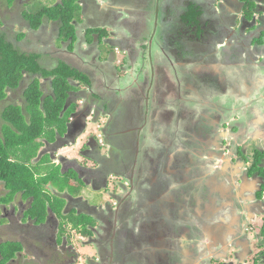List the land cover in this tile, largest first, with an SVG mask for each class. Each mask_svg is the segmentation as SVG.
Returning a JSON list of instances; mask_svg holds the SVG:
<instances>
[{
  "label": "flooded vegetation",
  "instance_id": "obj_1",
  "mask_svg": "<svg viewBox=\"0 0 264 264\" xmlns=\"http://www.w3.org/2000/svg\"><path fill=\"white\" fill-rule=\"evenodd\" d=\"M54 1L57 2V0ZM77 1L81 6V9H84L85 18H89V22L86 24L83 30L84 33H87L88 41L92 42V40L96 39L100 42V44L102 42H107L106 46L108 47H112L114 45L119 47L120 50L123 51V57L119 61L120 65L118 66L121 69L124 67L122 71L130 70V67H132V65L134 64L135 59L139 57L140 51H148V49H146L144 45H141L140 51L135 50L134 46L138 44V41H141V38L137 40L135 38L131 39L127 37L128 34L132 36L131 32L133 30L142 27L138 26L137 24H131L132 26L128 28L125 25H122L123 28L120 26L121 29H119L120 27L118 28V25L121 24H119V18H117L115 14L122 13V11L120 10L123 9L120 7L121 4L119 0H101V2H107L110 9H108L107 7L104 8L103 4L100 3L99 0H81V2L80 0ZM129 1H131L132 4H130ZM181 1L182 0H173L169 6V8L173 12L170 11L169 15L163 17V20L166 19L169 28L166 26L160 27L158 22L156 23L155 28L157 34L155 33L154 38L157 39L158 51L156 52L153 59L156 72L151 76H155L156 82L158 83H160L161 79L162 84L163 82H169L168 69L171 64H167L169 62H166L167 59L164 57V54L167 51L173 53V61L175 63L174 66L172 65L175 70L174 81L179 83V90L184 91L188 98L190 97L191 100H195L197 102L195 104V109L197 110L195 114L197 115L198 121L205 122L208 126L214 128L217 122V118L214 116L215 114L220 115L222 109L221 107L215 105L212 101L210 102L211 99L209 96L207 97L205 95V90L215 89V87L218 85L219 88L222 89V86L225 85V83L222 84L223 81L219 79L218 75H220L222 79H227L229 77L231 79H236L238 77V80L242 78L243 74L245 76L247 75V80L251 83L245 88L243 86V83L241 82L242 80H240L238 81V85L239 87H242L244 89L245 93L249 92V95H245L240 101H238L241 104L239 109H234L233 114L231 113L232 115L240 114L244 120V124L243 127H240L241 132L238 135H235L234 138H231L234 142L233 146H235V144L236 146L234 148L230 147V153H226L223 157L224 162L223 160H220L217 165L226 167V169H228V172H231L233 176V179L231 177V180H233V184L234 186H236V199L241 202L240 210L242 211L241 214L243 216L244 235L238 237L235 241H233V244L228 247L238 245L240 251L235 256L238 261L237 264H249V262H251V264H264V250L262 249V243L259 242L258 236L262 228H264V195L262 198H260L258 195V193L262 192L263 190L261 185H264V178L259 173L250 175L248 173L249 166H244V159L239 158L238 152L237 150H235V148H239V146H242V149L244 150L250 147L260 149V152H264L263 137L260 136L261 134H254L253 131L257 128V125L254 126L250 124V122H254L258 124L259 127L263 126V128L261 127V130L264 132V60L260 59V61H255L253 64H251V60H249V58L253 57L252 55H260L259 53H261L264 49V40L262 41V43L258 42L260 40L259 38H262V36L264 39V0H246L247 2L255 3V8H253L252 11L250 10L253 20L247 19L246 14L249 11H247L248 7L246 8L247 4H243V0H224L227 2L224 3V6L222 5L219 8H217L218 3H215V0H183V2L186 4H184L183 8L179 10L178 8H176V4L180 5ZM58 2H61V0H59ZM122 2L123 4L128 3L130 5V14L138 15L141 13H139L137 9H147L146 0H122ZM133 2L138 5L134 7ZM192 3H196L197 6H199L198 10L200 11L199 15L195 17V20L193 21V26L184 18V16L187 14V11H189L186 5H190ZM21 4L26 3H24L23 0H17V2L12 7H8L5 5L4 13L0 11V30L5 31L7 28L10 30H6L7 34L9 35L8 37L12 42H14L17 48L24 51L32 50L37 54L42 55L41 63L43 66H50L52 67L51 69H54L62 61L69 66L76 68L84 77H87L91 82L89 85L77 82L78 84L76 83L75 86L76 89L72 92H69L70 94L67 100L69 107L73 104H76L77 108L70 109L68 107V109L63 112V116H65L66 112L68 114V119L65 122V130L62 132L58 130L55 131V134L53 136L54 142L50 143L46 139H39V142L43 144V147L39 150L38 157L33 160L32 163L38 162L40 159L44 158V156L47 155L49 160L47 161L48 164L45 165L46 167H60L62 168L63 174L72 172V178L74 175H76L77 180H74V182H76L77 184V191L75 194H71L67 190L60 193L53 188L46 190L53 192L56 196L61 197L65 200L66 205L64 206L63 214H68L72 211H75L76 214L87 213L92 217H95V225L93 228H91L92 234L87 237L90 239L91 244L96 247L95 255L97 254V257H84V261L86 264H134L130 262L131 258H135L136 256L133 247V240H131L130 237L128 238V236L126 235L122 237L120 232H114L115 230L113 231L112 229V223L117 222V219H115L117 217V214L114 216L113 222L111 223L108 219L109 213L112 212L110 208H107L108 212L107 210L103 211L106 212V214H103L99 210L91 208L87 204V202L84 201L81 195L83 192L82 188L85 185L84 182H86V184L90 188L91 185H94L95 189H99L101 188V186H106L109 176L114 177L113 175L109 174L114 166L116 168L118 166L119 169H122L124 173V171L127 170L124 165L129 162V159H125L126 155L124 152L127 146L122 140H120L122 138L120 134L124 133V131L122 132L120 130L122 129V123H118L121 122V114L126 109V107L122 109L121 106L129 102L130 98L127 92H122L121 87H114L117 80L121 81V78L118 76V72L116 73V70L114 69V67H112V62L110 61L113 59L115 60V64L118 63L115 52L112 53V55L111 52H108L112 57H109V61H107L106 64H97L95 68L98 70H96L94 67L92 68L90 66L92 60H86L85 62L84 60L85 58H88V55L92 54L94 47H89L84 50L83 45L85 43V40L83 41V38L80 37L77 38V49L81 51V56H77L72 51H69L70 44H67L68 39H62L60 34V27L57 23L49 24L45 20L38 29L33 30L30 24L23 18L21 14ZM15 6H17L16 9L18 11L16 14L12 12V9H14ZM159 10L161 11V7H159ZM110 15H114V17L111 18ZM235 24H238V28H234ZM104 25H108V27L105 28H109L110 32L106 31L105 34H103L102 31H91L94 29H102L98 28V26ZM47 28L51 30L49 41L46 44L45 42L42 43L40 41H37L38 39H41L40 35L45 32V29ZM17 30L20 33H24V39L21 41L17 40L16 35L13 38L14 33L18 32ZM230 30H234V32L231 33ZM149 31L150 29L147 30V39L153 37L150 35L152 33H149ZM76 35L77 30L75 33V39ZM115 35L118 36L115 37ZM231 36H233L237 40V47L239 49L242 48L246 52V57L239 56V59L236 58V62L244 63L246 67L245 72L242 69H238V71H235L234 69L236 67L232 65L234 63H231L232 58L230 62L228 61V59H226V43L228 38ZM154 38H152V40H154ZM166 38L168 39V43L165 46ZM75 39L71 37L69 38V42L71 44L73 43L74 45L76 42L74 41ZM132 40L135 44L132 42ZM142 40L144 41V38ZM252 40H258L256 46L247 45L249 43H252ZM57 43H59V46L62 45L63 48H57ZM220 45V51L222 53L216 56L217 52L219 51L217 47H220ZM149 48L150 50H152L153 45L151 44ZM232 48L234 49L236 47ZM195 51H197L195 54H198L199 56H207V62L205 61L207 67H203V65L201 68L194 64L191 59L192 54ZM150 55L151 53L148 52L147 57L145 54L141 56L140 62L142 67L147 62H149ZM64 58L66 59V61H64ZM213 59L215 60V62L213 61ZM142 70H145V68H142ZM230 71L232 72V76H230L229 74ZM241 72L243 74H241ZM260 76L261 79L259 82L258 77ZM111 78L112 82L110 81ZM47 81V79L43 81V86L47 84ZM122 81L126 80L122 79ZM213 82L217 84H214ZM97 83L98 88L95 87V84ZM145 83L147 84V81ZM102 86H104L103 89ZM77 87L81 88L78 89ZM181 93L183 94V92ZM110 94L111 99L109 98ZM200 94L203 95V97H200ZM117 99L120 100L118 101ZM148 101L149 99L146 98V104L148 103ZM242 101L244 103H241ZM7 104L21 105L24 107L25 104L22 91H20L19 89L15 92L9 93L8 97L3 102V105ZM211 104L214 108L219 110L217 113L213 110L214 112L211 114L212 110L209 109ZM261 107V111L263 112L260 115L259 109ZM206 109L211 111H208ZM23 111L26 114L25 109H23ZM99 116H107L108 118L107 122L104 123L102 128V136L104 141L107 142L108 153L111 151V161L108 160L107 156L102 154L101 145L94 139V137H88L87 140L82 142V144L80 145L79 156H81V158L87 157L89 160L93 161L95 166H86L76 160L77 158H67L61 154H57L58 156L56 160V153L60 150L68 148L70 145L72 146L77 144L80 138L87 131L89 122L94 121ZM153 117L154 114L152 116V119ZM261 117L263 118V120H261ZM218 124L219 123H217V125ZM201 130H203V128H200V131ZM250 130L253 132V136L250 135ZM0 137L2 136L0 135ZM235 138L238 139L236 142ZM207 139L208 138L206 135V141L208 142ZM223 151L224 150L221 151L222 155L224 153ZM233 155H236L238 159H240L242 165L244 166V170L247 169L246 176L241 173L243 168L240 170L235 168L236 165H234L232 161ZM212 156L220 157L221 155L216 156L212 154ZM56 161H58L57 164ZM229 164L231 166L234 165L235 170L233 168H227ZM262 166L264 169V160ZM182 167L183 166L181 165L180 167L177 166V172L181 171ZM184 169L186 168L184 167ZM226 173L224 172V174H221L225 177L227 176ZM240 175L242 182H244L242 185H240V183H238L237 181V178ZM128 181L131 184V181ZM245 186H247V188L249 189L247 191V194H244ZM6 194L7 191L4 196L0 197V220L5 219L6 221V223L0 222V231L4 230V228L12 229L16 236L14 235V241L2 240V242H0V247L8 243L16 244V249L17 247H20V250L15 251L14 256L6 264H15L17 260L20 259L23 255L24 257L28 256V258H25L26 264H34L31 261L36 260H38L37 262L39 264H76L78 260H81L82 255L79 252V249L74 246L73 242H71L70 237L69 239L66 236H63L60 240L61 242H59V230H57V227L60 226V224H58L60 222L56 216L50 215L46 218V221L44 223L36 224L35 220H32L31 217L27 215L28 209L32 204V199L25 200L22 198V195L18 194L14 198L13 202H10L9 204H3V201L1 199L5 198ZM160 194L161 193L155 195L160 197ZM237 194L240 195V198L237 197ZM159 201L164 200L160 198ZM211 204L219 205V203L216 204L215 200L211 202ZM117 209H119V206L117 207ZM194 212L196 213L195 210ZM246 212H249L253 215L252 220L249 219V216ZM258 217H262L261 228L257 233L254 232L253 229H250V231L252 230L250 234L254 235L253 239L255 238L254 240L256 242V249H258V252L255 253L256 249L253 252L250 248V239L248 233L246 236L244 232L246 229H248L247 227H249L251 223L254 222V220ZM170 220H172V218ZM109 226L112 229V233L108 231ZM161 226V224L156 223L157 228L160 229ZM169 228L170 226H168L166 229ZM162 230L163 227L161 228V231ZM101 231H105L106 233L101 234ZM19 234H22L21 238L19 237ZM188 237L190 238V236ZM194 237L195 236L191 238V241H194ZM198 238L202 239L201 236H199ZM31 239L32 241H30ZM134 240H142V238L140 236L139 238H134ZM123 241L126 242L124 243ZM142 243L144 244V240H142ZM33 244L34 246H29ZM122 244H125L126 250L123 254H118L117 248ZM41 246L49 250L51 254L44 255L42 253ZM57 247H61V249L59 250L57 249ZM200 250H202L203 253L198 254L197 252L198 258H200V260L198 259L199 262L201 261L202 264H209L210 260L208 261V259L205 258V254L208 251L205 248ZM172 251H175V253L177 252V254H182L184 248L183 246H178L176 250L172 249ZM144 252L152 255L153 257L156 256L155 253H158V256L161 255L163 253V249L160 241L158 240L157 245L155 246L151 243L149 246L145 245ZM165 253L167 257L171 259L168 251ZM30 256H32L33 258H31ZM137 256L139 259L144 258L141 253ZM1 258L2 257L0 255V259ZM151 258L152 257H150L149 264L154 263L153 259L151 260ZM140 262L141 264H147L142 259L140 260ZM224 263L225 262H223L222 264ZM229 264H234V262L230 260Z\"/></svg>",
  "mask_w": 264,
  "mask_h": 264
},
{
  "label": "rangeland",
  "instance_id": "obj_2",
  "mask_svg": "<svg viewBox=\"0 0 264 264\" xmlns=\"http://www.w3.org/2000/svg\"><path fill=\"white\" fill-rule=\"evenodd\" d=\"M59 1V0H57ZM121 4V8H123L122 13L120 14H115L117 18H119V24L118 28L121 26L125 25L127 28L131 27L132 25H138L141 26L142 28H137L131 32L132 36L128 34V38H135V39H140L141 41H138V44L135 47V50L140 51L141 45H144L148 51H140L139 57H141L143 54L146 55L148 52L151 53L150 55V60L147 62L143 67L141 66V62H137V64L140 66L136 68L134 74H131V71L125 70L124 72L118 65L114 63L112 64V67L114 69H118V75L120 78L125 79L126 81H119L115 83V88L121 87L122 92H127L129 94L130 101L121 106V108L126 109L122 112L121 118L118 124L122 123V130L121 131H126L122 135L126 136V139L132 138V134L135 132V129L140 126V124L145 121L146 116V105L149 106L150 109V121L151 124L149 127H153L149 132V138L145 144L143 143L142 146L145 148V175L143 176V181L145 183L140 186L139 188L136 189L135 192L132 193V198L130 197L131 195H128L127 189H123L125 181H119L121 178H127L126 175H124L123 170L119 169L114 166V168L110 171V175H113L114 177L109 176L107 180V185L106 186H101L99 189H95L94 185H91V188L85 183L82 192V197L85 202L91 207L95 208L96 210H99L103 214H106V211L108 212L107 208H110L112 211L108 215L109 221L112 223L115 213L117 211H123L120 215V220L117 221L116 223H112V229L115 232H120L122 236L126 235L128 238L130 237L131 240H133V247L135 250V259L136 263H140V260L137 255H140V253L145 257V261H148L149 257H153L152 255H149L144 252V246L150 245H157V241H161V246L163 249V256H166L167 251H172V248L174 250L177 249L178 246H180V235H188V241L187 243L190 246L191 238L193 236L194 239L198 238L202 232H204V229L199 227L200 225L198 224V221L200 223L205 222V224L208 222V220H216V218H219L222 214L227 215L229 218L232 216L233 218L234 215H240L242 211L240 210L241 208V202L236 199V186L233 184V180H231V175L226 173L227 176H223L221 173L222 168L226 169V167H221L220 165H217V158L218 160H223V157L225 154L230 153V147L234 148L236 146H233L234 142L231 138H234L235 135H238L241 132L240 127H243L244 120L241 117L240 114H233L234 109H239L240 101L246 94L249 95V92H244V89L242 87H239L238 81L242 80L241 82L243 83V86L246 88L251 82L247 80V77L243 74L242 78L238 80L239 78L237 77L236 79H222L220 75H218L219 79L222 80V84L225 83V85L222 86V89L219 88V85L215 87V89H206L205 95L210 97V102L212 101L215 105L221 107L222 112L220 115L215 114L214 117L217 118L216 126L213 128L212 131H207L206 129L202 130L204 131L201 134L202 139H206L207 135V140H208V149L210 152L216 156L220 157H212L209 155V163L207 160L203 159H198L197 156H195L193 153H201L204 152L206 147L204 148L200 144L198 145V141L196 140L197 135L196 133L192 132L193 129L200 127L199 121L197 118H195L196 122H190L188 119L194 115L193 112L195 111V104L197 103L195 100H189L187 97L186 93L184 91L179 90V92H183L181 95H177L175 97L169 96L170 94H173L175 92V89H171L172 83L170 82H163L162 84V79L160 83L154 81V76H151L153 73H155V68H154V62L153 59L155 57V51L157 50V39L154 38V35L156 33V23L162 26L168 27L166 19L163 20V17H166L167 15L170 14V11L173 12L169 6L170 3H172L173 0H146L147 2V9H137V11L141 14H130L129 12V7L130 5L128 3L123 4L122 0H119ZM124 1V0H123ZM178 1V0H176ZM249 1V0H248ZM24 3H28L27 5L25 4V9L23 8V4L20 5L22 11L24 10L25 14L28 15H33L36 14L38 11H40L43 7L46 6H53L57 5L54 0H23ZM30 2V4H29ZM81 2V0H80ZM130 4L131 1H129ZM227 1L224 0H215V3L217 4V8L220 6H224V3ZM176 4V3H174ZM243 4H247V7H254L253 2H247L246 0H243ZM0 5L3 8L4 7V12H5V4L3 0H0ZM17 5V4H16ZM138 4L133 2V6L136 7ZM184 2L183 0L181 1L180 5L176 4V8L181 10L183 8ZM78 6V2L77 5ZM159 7H161V11L159 10ZM17 6L12 9L13 13H17ZM80 11V7L76 9V14L75 18L73 21V25L75 26L77 30V35L75 41L78 39L77 38H83V41L86 38L85 33L83 32L86 24L89 22V18H85V13L84 9L82 8ZM147 11V12H145ZM145 12V13H144ZM114 16V15H113ZM253 20V18H252ZM87 21V22H86ZM242 22V21H241ZM240 22V23H241ZM252 23V22H251ZM132 24V25H131ZM123 25V26H122ZM121 27L119 29H121ZM147 27V28H143ZM169 28V27H168ZM234 28H238V24H235ZM150 29L149 33L151 36L147 39V30ZM159 29V26H158ZM166 29V28H165ZM252 29V28H251ZM103 30H106L107 32H110V29L104 28ZM93 31H97V29H94ZM161 31V30H160ZM231 33L234 32V30H230ZM236 32V31H235ZM157 34V33H156ZM51 35V30L49 28L45 29V32H43L40 36L41 39H38L37 41L40 42H45V44L49 41V37ZM138 35V36H137ZM118 35H115L117 37ZM144 38V41L142 40ZM154 38V40H152ZM160 39V37H159ZM264 40V39H263ZM77 41L71 46V43L69 42V39L67 40V44H70L69 47L71 51L76 54L77 56H81V51L77 49ZM91 42V41H90ZM134 43V41L132 40ZM152 42V43H151ZM140 43V44H139ZM153 45V49L150 50V45ZM168 43V39H165V46ZM237 40L231 36L228 38L226 47L231 46V47H237ZM253 43V40H252ZM107 42H102L99 47L97 45V42L92 40L91 43H88V48L89 47H97L99 51L102 52L101 56V61L100 64H103L106 61V57L108 58L107 61H109V55L108 52L114 53L117 57L118 64H120V60L123 57V51L120 50L119 47H108L106 46ZM135 44V43H134ZM248 45V44H247ZM56 46V45H55ZM119 46V45H118ZM256 46V45H254ZM43 48V47H42ZM57 48H63V46H59V43H57ZM218 48V52L216 56L220 53L221 45ZM197 51H195L192 54V61L194 64L198 67H207V64H205V61L207 60V56H199L198 54H195ZM29 53H36L35 51H29ZM133 54V53H132ZM136 55V54H135ZM134 55V58H135ZM164 57L167 59L166 62L168 61L171 64V66L168 69L169 72V80L171 82H174L175 80V74H174V68L173 66L175 65L174 59H173V53L171 52H166L164 54ZM50 58V57H48ZM254 58H249V60H253ZM100 60V59H99ZM136 60V59H135ZM64 61L66 59L64 58ZM106 61V62H107ZM215 62V60L213 59ZM207 62V61H206ZM218 64V63H216ZM173 65V66H172ZM241 65H244V63L241 62ZM142 68H145V70H142ZM147 68V69H146ZM96 69V68H95ZM182 69V68H180ZM246 67H244L243 71L245 72ZM98 70V69H96ZM148 70V71H147ZM147 71V73H146ZM207 71V69H206ZM126 72V73H125ZM131 75V76H130ZM218 80V79H217ZM112 82V78L110 80ZM147 81V84L145 83ZM214 84H217L213 82ZM237 83V84H236ZM227 84V85H226ZM228 86V88H227ZM95 87L98 88V83L95 84ZM104 86H102L103 89ZM125 87V88H124ZM176 87V85H175ZM80 89L81 87H77ZM114 88V89H115ZM108 89V88H107ZM200 97H203V95H199ZM111 97V94L109 95V98ZM146 98L149 99L148 103L146 104ZM111 99V98H110ZM118 101L120 99H117ZM241 103H244L243 101ZM211 114L216 111V113L219 111L218 109L214 108L213 105L211 104L210 108ZM262 107L259 109V114L261 115L263 111H261ZM214 110V111H213ZM232 113V114H231ZM154 114V117L152 119V116ZM208 114V113H207ZM108 120L107 116H99L97 117L94 121H90L88 126H87V131L85 134L80 138L77 144L75 145H70L68 148H65L63 150H60L59 152L56 153V160H57V154H61L67 158H72L78 160L84 165H88L90 167L95 166L93 161L89 160L87 157L81 158L79 156V150H80V145L82 142L88 139V137H94V139L100 143L101 145V152L105 156H107L108 160L111 161V151L108 153V146L107 142L104 141L103 139V125L106 123ZM261 120L263 118L261 117ZM264 121V120H263ZM217 123H219L217 125ZM251 125H257V128L253 131L254 134L258 133L261 134L260 136L263 137L264 140V132L260 129L259 125L250 122ZM233 126V127H232ZM262 127V126H261ZM253 132L250 130L249 133L250 135L253 136ZM54 142V139L51 141ZM50 142V143H51ZM247 143V142H246ZM54 144V143H53ZM110 149V148H109ZM166 149L164 152L160 151ZM239 151L240 155L239 158L245 159L246 155L250 154L255 148H247L246 150L242 149V146H239ZM224 150L223 155L221 154V151ZM233 150V149H232ZM164 155V156H163ZM175 155V156H174ZM47 156V155H46ZM161 156H163L161 158ZM173 157L174 161L170 160L172 163V169L170 171H173L172 174L175 175L176 180L174 181L173 185L170 186H164L167 188V190L172 191L175 196H176V202L174 205H169L168 202H163L159 201L157 199L156 193L157 190L161 188L160 182L154 179L155 177V172L158 171V168H162L161 171H166L165 169V163L168 161L167 159L169 157ZM177 156V157H176ZM189 157H195V160L192 162H186L185 164L186 169H184L183 164H178V161H188ZM229 160V159H227ZM233 164L234 165H240L242 162L236 155H233L232 158ZM58 161H56V164ZM202 164H205L204 166ZM182 167L181 171L177 172L176 167ZM234 165H228L227 168H234ZM249 165V164H248ZM214 166V167H213ZM48 168V167H47ZM60 168V167H59ZM49 169V168H48ZM50 170V169H49ZM60 173L63 174L62 168H60ZM120 171V172H119ZM232 171V170H231ZM246 171L247 169L242 170V174L246 176ZM66 172V171H65ZM115 173V174H114ZM72 175V172H70ZM127 174V173H126ZM252 177V176H251ZM63 182V177H60L59 180ZM129 179H127L128 181ZM238 183L242 185L244 182L241 180V175L238 176L237 178ZM129 182V181H128ZM178 182L179 185L176 183ZM72 185L76 186V182H72ZM46 189H51V186H47ZM187 189L190 191V189H193L190 194H188ZM145 190H148L150 193V198L151 201L145 203L142 198L144 197L145 199ZM216 190V191H213ZM223 190V191H222ZM129 192V191H128ZM6 193L4 185L0 183V197L4 196ZM152 194V195H151ZM119 198V203L118 202V197ZM215 200L216 204L219 203V205H213L211 202ZM124 201H127L126 203ZM120 202H123L120 204ZM127 205V209H126ZM119 206V209L117 207ZM216 206V208H215ZM192 208L194 210L189 209ZM224 208V210H223ZM188 209V210H187ZM95 210V212H96ZM192 213L193 215H197V219H195L192 222ZM225 213V214H224ZM162 214V215H160ZM102 216V215H101ZM95 219V217H93ZM161 218H164V221L162 226L167 228L169 226V222L166 223L167 219L172 218V222L175 223L177 222L174 226H172L173 230H175V233L171 234L170 231L165 232V236H163L161 239L158 238L160 234L162 233L161 228L156 227L157 224L159 223V220ZM194 218H196L194 216ZM199 218V219H198ZM59 220V219H58ZM2 223H6L5 219L0 220ZM60 222V220H59ZM58 223V222H57ZM58 224H61L58 223ZM100 225V224H98ZM262 226V217H258L254 220V222L251 223V225L248 227V229L245 230V234L247 236V233L249 235L250 239V248L254 252V250L257 248L256 247V242L255 238L253 239L254 235L250 234V229H253L254 232H258L259 229ZM104 228V227H102ZM112 229L109 226L108 231L112 233ZM57 230H59V236L61 233V230L59 227H57ZM248 230V232H247ZM102 233H106L105 231H101ZM154 233V234H153ZM67 234L70 235V240L73 242L74 246L79 249V252H81V260H78L76 264H86L84 261V257H97V254L95 255V249L96 247L91 244L90 239L87 236H82L80 233H77L76 231L73 230L72 227H67ZM144 234V236H143ZM16 234L12 231V229L4 228V230L0 231V242L2 240H13L15 239ZM176 235V236H174ZM22 234H19V237L21 238ZM141 236L142 240H144V244L142 243V240H134V238H139ZM30 239V238H26ZM154 240V241H152ZM14 241V240H13ZM32 241V239L30 240ZM202 241V239H201ZM194 244L191 248H189V253L190 255L195 256L194 253H203L202 250L204 247L201 246L203 243L199 242H194ZM30 247L34 246L29 245ZM124 246L123 249L118 248L117 253L118 254H123L126 250V246L124 244L120 245ZM187 246V244H186ZM201 246V248L199 247ZM42 253L44 255H49L51 252L47 250L46 248H43L41 246ZM57 249H61V247H57ZM264 250V247L262 248ZM30 251V250H29ZM165 251V252H164ZM240 251L239 247L237 245H233L231 249L227 252L228 256L225 258L226 261H221L217 262V264H229V261L232 260L234 264H237V259L235 258L236 254ZM258 252V249H256L255 253ZM197 254V255H198ZM33 258L32 256H30ZM25 258H28V256L24 257V255L17 260L15 264H26ZM83 258V259H82ZM116 260V258H115ZM132 260V258H131ZM36 261H31L34 264H39ZM30 262V263H31ZM216 264V262H214ZM148 264V263H147ZM251 264V262H249Z\"/></svg>",
  "mask_w": 264,
  "mask_h": 264
},
{
  "label": "trees",
  "instance_id": "obj_3",
  "mask_svg": "<svg viewBox=\"0 0 264 264\" xmlns=\"http://www.w3.org/2000/svg\"><path fill=\"white\" fill-rule=\"evenodd\" d=\"M3 1L8 7H12L17 2V0ZM77 2V0H61L57 5L43 7L36 14H25L22 9L21 14L33 30L38 29L46 20L49 24L57 23L59 25L62 39L67 40L71 37L75 39L76 28L72 23L74 19H77L75 18L76 9L80 7L81 11L79 3L78 6H76ZM186 7L189 11H187L184 18L193 26L195 17L200 13L198 10L199 6H197L196 3H192L186 5ZM23 8L25 9V4H23ZM253 8H255V4L254 7L249 6L247 8L249 12L246 14V17L249 20H252L250 10L252 11ZM0 11L4 13V7L2 8L1 5ZM6 30L10 31L8 28ZM6 30H0V135L2 136L0 137V182L3 183L7 191L6 197L1 200L3 204H9L13 202L18 194L22 195V198L25 200L32 199V204L28 209L27 215L30 216L32 220H35L36 224L44 223L46 218L50 215L56 216L61 222L59 228L61 230L59 242H61L60 240L63 236L67 238L70 237V235L67 234V227H72L74 231L83 236H89L92 234L91 228L95 225V219L87 213L76 214L75 211L63 214V209L66 205L65 200L56 196L53 192L46 190L47 186H51V188L60 193L67 190L71 194H75L77 191L76 186L72 185L71 182L77 180L76 175L72 178L70 173L61 174L59 167L47 166L49 170L45 166L48 164V156H44V158L36 163H32V161L38 157V152L43 147L39 139H46L51 142L54 139L53 136L56 130L60 132L65 130V122L68 119V114L67 112L65 116L62 114L67 105L69 92L76 89L75 86L77 82L82 84L85 83L86 85H89L91 82L76 68L69 66L65 62L61 61L54 69H51L52 67L50 66H43L41 63L42 55L29 53L27 50L24 51L17 48L14 42L9 39ZM97 31H102L103 34L106 32L104 30ZM15 35L18 41L24 39V33L18 31L14 33L13 38ZM259 39V41H257L262 43L263 36ZM257 41H253V43H249L248 45L254 46L258 43ZM71 46L73 47V43ZM226 48L229 50V56H231L234 61L236 58L239 59V56L246 57V52L242 48L239 49L236 47L233 49L231 46ZM45 79L48 81L47 84L43 86V81ZM19 89L23 93L24 107L13 104L3 105L8 94ZM69 108L76 109L77 105L73 104ZM23 109H25L26 114ZM147 109L148 112H146ZM145 112L147 117H145V121L135 129L132 138L126 139V136L122 135L123 133L120 134L122 137L120 140L127 146L124 152L126 155L125 159H129V162L124 165L127 169L124 172L131 181V184L126 178H121L119 181H125V183H123V189L125 190L128 188L127 190L129 192L127 191V193L131 195V198L132 193L145 183V181H143V176L145 175L144 164L146 161V152L142 145L150 139L149 131L153 128L152 126L149 127L151 121L148 105H146ZM235 150H237L239 156H243L240 155L239 148H235ZM193 154L197 156L198 159H202L205 154L212 156V153L207 148L204 152ZM186 159L192 162L195 160V157ZM204 160L206 159L204 158ZM263 160L264 152H260V149H256L246 155L243 162L244 166L249 164L248 173L250 175L259 173L264 178ZM207 161L209 163V160ZM217 163H219L218 158ZM202 165L204 166L205 164ZM161 170L162 168H158L154 176L156 182H160L161 188L159 190L165 189L164 186H172L176 180L175 175L168 174ZM60 177H63V182L61 179L59 180ZM176 183L179 185L178 182ZM261 187L263 190L258 193L260 198L264 195V185H261ZM159 190L156 191V194L161 192ZM192 190L193 189H190L189 191L187 189L188 193H191ZM145 191L148 192V190ZM148 194L150 195L149 192ZM156 197L160 199V197ZM119 198H123V196L118 197L117 203H119ZM142 200H144V197ZM124 202L126 203L127 201ZM121 203L123 202H120V204ZM122 212L123 211L120 210L115 213V215L117 214L115 218L117 221L120 220L118 218H120ZM194 216L196 218H194ZM191 217L192 222L197 219V215H193V213ZM163 221L164 218H161L159 223L164 225L162 224ZM167 222H169L170 228L166 229L164 226H161V228L163 227L162 233L160 234L162 237L165 236L166 231H170L171 234L175 233L172 226L177 222L173 223L172 220L169 219L166 220V223ZM197 225H200L199 221ZM258 236L259 242L262 243L261 246L263 248L264 228H262ZM177 238L181 240L179 241L181 243L180 246L188 244V235L182 234ZM195 241L199 243V238H196ZM16 246V244L8 243L0 247V255L2 257L0 259V264H6L14 256L15 251L20 250V247L16 249ZM175 256L176 258H174V260L180 258L178 254Z\"/></svg>",
  "mask_w": 264,
  "mask_h": 264
},
{
  "label": "crops",
  "instance_id": "obj_4",
  "mask_svg": "<svg viewBox=\"0 0 264 264\" xmlns=\"http://www.w3.org/2000/svg\"><path fill=\"white\" fill-rule=\"evenodd\" d=\"M58 2V1H57ZM99 2L100 3H102L103 4V6H104V8H108V9H110V7H109V5H108V3L107 2H101V0H99ZM113 9V8H112ZM112 14V13H111ZM110 17L111 18H113L114 16L113 15H110ZM105 27H108V25H104V26H98V28H102V29H97V30H103ZM109 29V28H108ZM92 32H94L93 30H91ZM104 31H106V30H104ZM98 32H100V31H98ZM85 35H86V38H85V43H84V45H83V49L84 50H86L88 47V43H90V41H88V39H87V33H85ZM95 41L97 42V45L99 44L100 45V42L98 41V40H96L95 39ZM99 45H98V47H99ZM114 47H116L115 45H114ZM69 51H71V49L69 48ZM158 50H156L155 51V54H156V52H157ZM259 51V50H258ZM227 53H225V56H226V59H228V61L230 62V60H231V56H229V50H227L226 51ZM260 55H253V60L251 61V64H253L255 61H260V59H263L264 60V49L262 50V52L261 53H259ZM111 55H112V53H111ZM73 56H74V54H73ZM101 56H102V52L101 51H99L98 50V48L97 47H94V49H93V52H92V54L91 55H88L87 57L88 58H90V59H88V58H85V60H84V62L86 61V60H92L91 61V67L93 68H95V66L97 65V64H100V61H101ZM112 57V56H111ZM100 59V60H99ZM107 57H106V61H107ZM139 60L141 61V57H138L135 61H134V64L132 65V67H130V70L129 71H131V74H134V72H135V70H136V68H138V67H140L138 64H137V62H139ZM106 61L103 63V64H106ZM111 62H112V64L114 63V66H115V60H110ZM155 61V60H154ZM88 62H90V61H88ZM231 63H234V64H232L234 67H236L234 70L236 71H238V69H244V67H245V65H241V63H239V62H236V60L234 61V60H231ZM102 64V65H103ZM124 64V63H123ZM116 65H120V64H118V63H116ZM116 70V73L118 72V69H115ZM231 70H233V69H231ZM124 72V71H123ZM229 74H230V76H232V72L230 71L229 72ZM228 74V75H229ZM119 76V75H118ZM131 76V75H130ZM247 76V75H246ZM230 78V77H229ZM258 79H259V82H260V79H261V76L260 77H258ZM154 81H156V78H155V76H154ZM254 81V80H253ZM169 82L170 83H172V86L173 87H171V89H174V88H176L175 89V92L173 93V94H170L169 96H172V97H175V96H177V95H181L182 93L181 92H179V90H178V86L180 87V85H179V83H177V82H171L170 80H169ZM175 85H176V87H175ZM263 88H264V86H263ZM247 95V94H246ZM264 95V94H263ZM190 102H191V100H190ZM195 111L197 112V110L195 109ZM196 112H193L194 113V115H192L189 119H188V121L190 120V122H196V120H195V118H197V115L195 114ZM199 123V125H200V127H197V128H195V129H193V131L192 132H194V133H196V135H197V138H196V140L198 141V145L200 144L201 146H203L204 148L206 147H208L207 145H208V142L206 141V139L204 140V139H202L201 138V134L204 132V131H200V128H203V130H204V128L206 127L205 125H207L205 122H198ZM208 126V125H207ZM206 128H208V129H206L207 131H212V128L210 127V126H208V127H206ZM262 128H263V126H262ZM261 127H260V129H262ZM264 130V129H263ZM238 139H236L235 138V142L237 141ZM208 149V148H207ZM165 151H167L166 149H164V150H162V151H160L159 152V154L161 153V152H164L165 153V155L167 154ZM163 156H161V158H162ZM173 157L174 156H172V157H169L167 160L168 161H166V163H165V169H166V171H168V172H166V173H168V174H172L173 173V171H170V169H172V163H171V161L170 160H172V161H174V159H173ZM204 158L206 159V160H209V155L208 154H205L203 157H202V159L204 160ZM208 158V159H207ZM186 161H178V164H183V166L186 168ZM230 165V164H229ZM244 166L242 165V163L240 164V165H236L235 166V168L236 169H242ZM222 172H227L228 173V169H224V168H222V170H221ZM241 172V171H240ZM229 174L231 175V177H232V179H233V176H232V174H231V172H229ZM172 175H174V174H172ZM244 194H247L248 192V188H247V186H245L244 187ZM159 191H161V192H158V193H161L160 194V198L162 199V200H164L163 202H166V201H168V204L169 205H174L175 204V202H176V196H175V194L172 192V191H169V190H167V189H163V190H159ZM156 194V193H155ZM154 194V195H155ZM148 195V196H147ZM240 195L239 194H237V197H239ZM240 198V197H239ZM151 201V198H150V195L148 194V192L147 191H145V199H144V202H150ZM247 201V200H246ZM216 208V207H215ZM189 209H192V208H189ZM188 210V209H187ZM193 210V209H192ZM247 213V215L249 216V219L250 220H252L253 219V215L251 214V213H249V212H246ZM225 214V213H224ZM160 215H162V214H160ZM233 216V215H232ZM228 217L226 214L225 215H221L219 218H216V220L214 221V220H208V222L205 224V222H203V223H200V226L199 227H201L202 229H204V232H202L201 234H200V236L202 237V241H201V239H199V242H201V243H203V245H201V246H203L208 252H206V254H205V258L206 259H208V261H209V264H215V263H213V262H221V261H226L225 260V258L228 256V251L231 249V247H228V246H230V245H232L233 244V241H235L238 237H240V236H243L244 234H243V227H244V224H243V216H242V214L241 215H234V217H236V218H233V217ZM197 225V224H196ZM248 228V227H247ZM115 232V231H114ZM125 236V235H124ZM124 236H122V237H124ZM158 238H162V236L160 235V236H158ZM160 241V240H159ZM124 243L126 242V241H123ZM194 242H196L195 241V239H194V241H192L191 243H190V246H189V244H187V246L185 245V246H183V248H184V251L182 252V254H178V257L180 256V258L179 259H176V260H174V258H176V254H177V252L175 253V251H168V253H169V256H171V259H169L168 257H166V256H163L162 254L161 255H159L158 256V253H155L156 254V256L155 257H152L151 258V260L153 259V261H154V263L153 264H202L201 263V261L199 262V260H200V258H198V255H197V253H194L195 254V256H193V255H190V253H189V248H191L194 244H196V243H194ZM160 243H161V241H160ZM198 244V243H197ZM125 245V244H124ZM201 246H199L200 248H201ZM238 246V245H237ZM119 247H120V249H123L124 248V246H120L119 245ZM118 247V248H119ZM228 247V248H227ZM117 248V249H118ZM226 248H227V250H226ZM223 252V253H222ZM81 253V252H80ZM173 255V256H172ZM199 259V260H198ZM203 259V258H202ZM217 259V260H216ZM143 260L145 261V257L143 258ZM148 261H150V257L148 258ZM130 262H132V263H134V264H141V262L140 263H136V260L135 259H133L132 258V260L130 261ZM145 263H148L149 264V262H146L145 261ZM217 264V263H216Z\"/></svg>",
  "mask_w": 264,
  "mask_h": 264
},
{
  "label": "water",
  "instance_id": "obj_5",
  "mask_svg": "<svg viewBox=\"0 0 264 264\" xmlns=\"http://www.w3.org/2000/svg\"><path fill=\"white\" fill-rule=\"evenodd\" d=\"M68 107H69V104H68V102H67V105L65 106L64 111H66V110L68 109ZM223 161H224V158H223Z\"/></svg>",
  "mask_w": 264,
  "mask_h": 264
},
{
  "label": "clouds",
  "instance_id": "obj_6",
  "mask_svg": "<svg viewBox=\"0 0 264 264\" xmlns=\"http://www.w3.org/2000/svg\"><path fill=\"white\" fill-rule=\"evenodd\" d=\"M58 4V3H57ZM121 80H122V78H121ZM224 162V161H223ZM218 164V163H217ZM59 228H60V226H59ZM82 235V234H81ZM83 236V235H82Z\"/></svg>",
  "mask_w": 264,
  "mask_h": 264
}]
</instances>
